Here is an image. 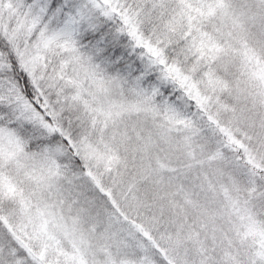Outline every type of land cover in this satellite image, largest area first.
I'll list each match as a JSON object with an SVG mask.
<instances>
[{
	"label": "snow or ice",
	"instance_id": "snow-or-ice-1",
	"mask_svg": "<svg viewBox=\"0 0 264 264\" xmlns=\"http://www.w3.org/2000/svg\"><path fill=\"white\" fill-rule=\"evenodd\" d=\"M0 264H264V0H0Z\"/></svg>",
	"mask_w": 264,
	"mask_h": 264
}]
</instances>
